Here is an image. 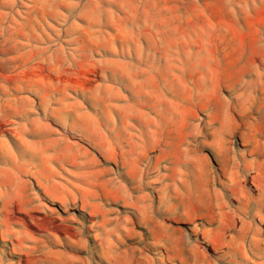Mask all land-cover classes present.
Instances as JSON below:
<instances>
[{"label":"rangeland","instance_id":"1","mask_svg":"<svg viewBox=\"0 0 264 264\" xmlns=\"http://www.w3.org/2000/svg\"><path fill=\"white\" fill-rule=\"evenodd\" d=\"M0 264H264V0H0Z\"/></svg>","mask_w":264,"mask_h":264}]
</instances>
